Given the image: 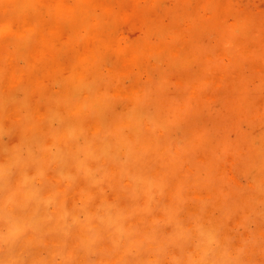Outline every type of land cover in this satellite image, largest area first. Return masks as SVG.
<instances>
[{
	"label": "rangeland",
	"instance_id": "1",
	"mask_svg": "<svg viewBox=\"0 0 264 264\" xmlns=\"http://www.w3.org/2000/svg\"><path fill=\"white\" fill-rule=\"evenodd\" d=\"M76 101L90 105L79 123L69 108L66 123L136 141L140 170L168 183L165 202L182 198L179 220L243 247L242 264H264V0H0V128L11 143ZM97 105L98 117L86 114ZM159 216L133 223L147 231ZM122 251L93 259L136 264ZM153 259L145 251L140 264Z\"/></svg>",
	"mask_w": 264,
	"mask_h": 264
},
{
	"label": "clouds",
	"instance_id": "2",
	"mask_svg": "<svg viewBox=\"0 0 264 264\" xmlns=\"http://www.w3.org/2000/svg\"><path fill=\"white\" fill-rule=\"evenodd\" d=\"M46 123L47 131L14 143V131L0 128V264H30L37 249L44 250L38 264H73V238L85 264L109 247L136 264L145 251L154 256L149 264H242L243 247L178 219L182 198L165 202L168 183L140 170L136 141L90 136L54 109ZM157 213L147 231L133 223Z\"/></svg>",
	"mask_w": 264,
	"mask_h": 264
},
{
	"label": "bare ground",
	"instance_id": "3",
	"mask_svg": "<svg viewBox=\"0 0 264 264\" xmlns=\"http://www.w3.org/2000/svg\"><path fill=\"white\" fill-rule=\"evenodd\" d=\"M29 36H27V37H24V38H28ZM23 38V39H24ZM32 40V36H30L28 39H25V42L26 43H28L29 41H31ZM24 42V43H25ZM22 43V42H21ZM23 43V44H24ZM134 97H136V96H134ZM77 103H75L74 105H70V103H67V102H63L64 103V105H63V117H65L66 116V114L68 115L69 113V108L70 109H72L73 110V113L74 112H76V114L74 115V119L76 120V122L77 123H79V121H80V115H79V113H80V111H82V109H83V106H87L88 105V107H89V105L90 104H85V103H83L82 101H76ZM100 105V104H99ZM99 105H97L96 107H94V109H92V108H88L86 111H88V112H86V114L88 115L89 113L90 114H92V115H94V116H99V114H100V112L101 111H99V109L100 108H98V106ZM104 107V106H103ZM102 107V108H103ZM97 108H98V110H97ZM126 119H129V121H133V119H132V115L130 114V116H128ZM98 128V127H97ZM96 128V129H97ZM99 136H101L102 137V135H99ZM142 158V161H144V158L143 157H141ZM221 239H222V237H221ZM123 250V249H122ZM122 250H120V252L122 251ZM123 253H124V251H122ZM105 254H107V253H104V255ZM117 255V254H116ZM116 255H114V256H116ZM119 257V256H118ZM114 259H116V258H114ZM102 260V259H101ZM104 260H102V262H103ZM101 262V263H102ZM106 262V261H105ZM111 262H112V260H111Z\"/></svg>",
	"mask_w": 264,
	"mask_h": 264
}]
</instances>
